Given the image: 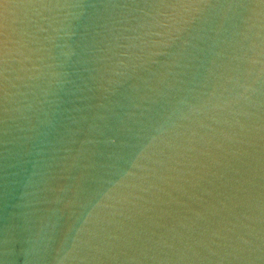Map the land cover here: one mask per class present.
Wrapping results in <instances>:
<instances>
[{"label":"water","instance_id":"1","mask_svg":"<svg viewBox=\"0 0 264 264\" xmlns=\"http://www.w3.org/2000/svg\"><path fill=\"white\" fill-rule=\"evenodd\" d=\"M0 264H264V0H0Z\"/></svg>","mask_w":264,"mask_h":264}]
</instances>
